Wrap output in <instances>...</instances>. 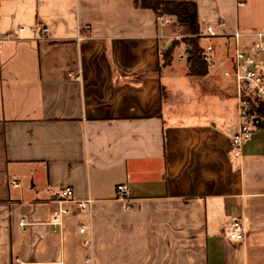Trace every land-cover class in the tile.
<instances>
[{
    "label": "crops",
    "instance_id": "0c3cea01",
    "mask_svg": "<svg viewBox=\"0 0 264 264\" xmlns=\"http://www.w3.org/2000/svg\"><path fill=\"white\" fill-rule=\"evenodd\" d=\"M187 1L219 35L200 39L213 47L204 77L187 73L182 42L163 63L175 18L133 0H0V264H264V126L231 155L224 75L264 33V0ZM183 86L204 113L174 108Z\"/></svg>",
    "mask_w": 264,
    "mask_h": 264
},
{
    "label": "built area",
    "instance_id": "2783aa9c",
    "mask_svg": "<svg viewBox=\"0 0 264 264\" xmlns=\"http://www.w3.org/2000/svg\"><path fill=\"white\" fill-rule=\"evenodd\" d=\"M161 22L164 17L158 18ZM47 29H44L46 32ZM211 26L204 25L203 31L199 33V39H208L217 37ZM242 35L235 33L232 37L238 40ZM256 41L248 47L237 46L232 58L231 69L224 73L228 78H232L235 85L236 96L238 100L237 118L238 126L235 134L231 137V155L234 158H239L242 155L243 146L251 139L253 127L261 120L260 118L251 115L250 110L252 104H262L264 107V33H255L252 35ZM213 47L208 45L205 48L204 58L208 63L212 60ZM179 59L185 58L184 54L179 55ZM16 186V183H14ZM116 198L127 201L129 190L124 185H117L115 188ZM58 196L63 201H69L73 198V191L70 188L61 189ZM92 203V200L77 202V207L80 210H85ZM68 214V210L58 208L52 213V226L60 227L62 217ZM24 226V221L20 222ZM84 229H80L83 233ZM244 228L239 221H232L227 225L226 237L232 242H240L244 239ZM22 264V263H16Z\"/></svg>",
    "mask_w": 264,
    "mask_h": 264
},
{
    "label": "trees",
    "instance_id": "16d2710c",
    "mask_svg": "<svg viewBox=\"0 0 264 264\" xmlns=\"http://www.w3.org/2000/svg\"><path fill=\"white\" fill-rule=\"evenodd\" d=\"M134 6L140 9L151 10L157 18L174 17L176 23L183 28L181 42L186 48L187 73L193 77H204L208 73L207 61L203 58L205 48L202 47L199 33L197 7L192 1L187 0H133ZM178 43H170V47L163 53V63L168 65ZM250 114L262 121L264 126V107L262 104H252Z\"/></svg>",
    "mask_w": 264,
    "mask_h": 264
},
{
    "label": "rangeland",
    "instance_id": "374dc122",
    "mask_svg": "<svg viewBox=\"0 0 264 264\" xmlns=\"http://www.w3.org/2000/svg\"><path fill=\"white\" fill-rule=\"evenodd\" d=\"M167 21H171L170 19H168V17H166ZM161 22H164L163 20ZM170 23V22H169ZM171 31H172V36H173V40L171 41V43H179L181 42V40L183 39V28L178 25L176 23V20H173L172 22V26H171ZM181 36V37H180ZM178 37V38H177ZM205 45V48L207 47L206 45L208 44L207 41H205L203 43ZM174 62H173V65H176L177 64V59L174 58ZM176 77V82L178 83H181L182 85L185 86V81L182 80V81H179V79L177 78L178 76H175ZM195 80H197L196 78H191L189 77V79L187 80V82H194ZM183 86V89L182 92H179L177 93L178 91H174V89H171L169 94L167 95L168 99H170V101L172 103H175V106L174 108L177 109V110H181L184 115L185 114H190V113H204V101L207 100L206 97L204 96H198L197 98L196 97H192L189 95V90H190V87H184ZM170 89V87H168ZM205 89H213V86L212 85H208L206 86ZM180 94H182L180 96ZM199 100V101H198ZM174 109V110H175ZM166 118H167V114H166ZM168 121H170L168 119Z\"/></svg>",
    "mask_w": 264,
    "mask_h": 264
},
{
    "label": "water",
    "instance_id": "95a60500",
    "mask_svg": "<svg viewBox=\"0 0 264 264\" xmlns=\"http://www.w3.org/2000/svg\"><path fill=\"white\" fill-rule=\"evenodd\" d=\"M203 58H204V56H203ZM188 60V59H187Z\"/></svg>",
    "mask_w": 264,
    "mask_h": 264
}]
</instances>
